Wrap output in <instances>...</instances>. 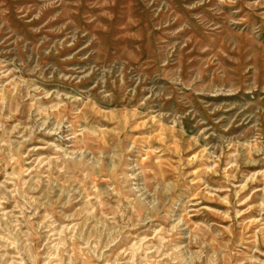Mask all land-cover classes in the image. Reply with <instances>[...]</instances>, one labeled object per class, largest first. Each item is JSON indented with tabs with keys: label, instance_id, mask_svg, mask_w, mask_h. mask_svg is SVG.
Here are the masks:
<instances>
[{
	"label": "rangeland",
	"instance_id": "rangeland-1",
	"mask_svg": "<svg viewBox=\"0 0 264 264\" xmlns=\"http://www.w3.org/2000/svg\"><path fill=\"white\" fill-rule=\"evenodd\" d=\"M0 264H264V0H0Z\"/></svg>",
	"mask_w": 264,
	"mask_h": 264
}]
</instances>
